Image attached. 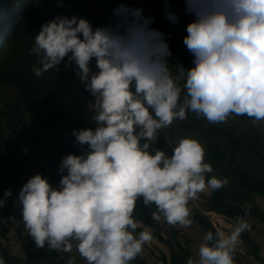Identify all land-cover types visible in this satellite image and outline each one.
Wrapping results in <instances>:
<instances>
[{
    "label": "clouds",
    "instance_id": "9594fccd",
    "mask_svg": "<svg viewBox=\"0 0 264 264\" xmlns=\"http://www.w3.org/2000/svg\"><path fill=\"white\" fill-rule=\"evenodd\" d=\"M161 7L166 21L179 23L168 0ZM183 13L191 17L182 43L192 60L188 67L176 63L175 72L168 66L167 34L140 6L117 3L112 19L95 26L75 14L40 24L30 49L38 57L33 74L73 64L91 96L95 126L70 130L86 147L60 158L55 186L37 172L16 194L36 247H75L86 264H129L151 239L149 231L135 232L137 198L155 205L153 220L162 215L168 224L187 226L188 200L226 183L215 175L205 179L212 167L195 138L177 137L170 154L153 145L157 130L186 112L210 123L230 113L264 121V0H184ZM10 195L4 189L0 206ZM248 228L237 216L227 231H205L196 258L185 264H233V248ZM66 264H73L71 256Z\"/></svg>",
    "mask_w": 264,
    "mask_h": 264
},
{
    "label": "trees",
    "instance_id": "16d2710c",
    "mask_svg": "<svg viewBox=\"0 0 264 264\" xmlns=\"http://www.w3.org/2000/svg\"><path fill=\"white\" fill-rule=\"evenodd\" d=\"M121 2L142 7L144 14L154 17L153 26L167 34L166 39L171 51V56L168 57L170 70L175 72L176 63L185 67L191 64V54L182 43L184 25L191 19L183 13L184 0H168L170 10L180 17L176 25L170 24L162 17L163 0H0V196L6 188L11 191L13 184L20 188L22 184L19 181L25 182L30 175L37 172L46 176L53 186L61 174L57 171L60 158L69 152L79 153L86 147L75 142L70 130L94 127L70 109L60 105L53 96L60 88L78 83L73 64L65 66L61 62L56 70L49 69L40 76L33 74L31 69L37 63L38 57L31 53L30 49L40 24L57 14L83 16L93 26L104 24L112 19L111 9ZM16 6L19 10L10 18H6L8 9ZM78 86L91 104L89 92L82 85ZM3 87L14 89V96L5 100L1 95ZM186 116L195 122L207 123L194 112H186ZM235 116L248 125L254 123L253 118L249 116ZM217 130L228 146L220 140L202 146L204 161L212 167V172L206 173L205 179L211 175L221 178L215 168L220 162L227 161L234 171L236 189L231 190L223 184L210 191L209 195H205L204 207L209 212L224 215L232 220L237 216L244 219L251 216L264 225V175L258 177L241 169L235 159L239 148L260 156L256 148L258 136H238L226 125L218 127ZM154 146L170 154L172 145L164 128L157 130ZM26 148L42 161L27 153ZM13 198L11 192V195L5 198L4 205L0 206V258H3L4 264H66L67 258L71 256L70 252L62 253L51 249L47 243L43 247H36L31 236L22 234L25 227L23 221H20L22 218L14 206ZM155 210L154 204L145 206L140 198H137L132 213L134 220L138 222L135 232L145 230V227L154 228V237L169 247V255L161 252L157 257L158 261L151 263L138 253L129 264H185L188 257L194 258L190 239L186 237L181 243L178 230L173 224H169L171 235H162L161 222L151 218V212ZM14 214L16 220L20 221L17 226ZM189 218L203 233L209 230L214 232L216 229L209 216L198 210H189ZM11 227H15L19 238L25 240L24 257L11 254L8 245L2 240L7 237ZM241 238L248 243L249 252L264 262L260 247L250 234V225L248 230L241 232ZM231 255L233 264H246L239 250L233 248Z\"/></svg>",
    "mask_w": 264,
    "mask_h": 264
},
{
    "label": "rangeland",
    "instance_id": "374dc122",
    "mask_svg": "<svg viewBox=\"0 0 264 264\" xmlns=\"http://www.w3.org/2000/svg\"><path fill=\"white\" fill-rule=\"evenodd\" d=\"M18 10H19L18 6L13 7L12 9H8L7 12H9V14L8 16L5 17L10 18ZM78 85H82V84L78 81V83H73L69 87H62L59 90H57L56 93H53V96L60 105L73 111L81 119L85 120L86 123L95 126V122L91 119L90 103L86 100ZM14 94H15L14 89L3 87V91L1 95L5 98V100L13 97ZM181 95H183V91ZM0 106H2L1 101H0ZM201 117L204 119L203 116ZM206 122L207 123L195 122L194 120L185 116V118L182 120L173 119L172 123L164 129L166 132L167 139L171 143V145H173L177 137L190 136L195 138L202 146L211 144L215 140H220L222 141V143L225 144V146H228L226 140H224L219 130H217V128L222 125L231 127L238 136L245 135L247 138H250L254 135H257L259 141L256 145V148L260 156H256L244 148H239L235 154V159H236V164L241 169L246 170L252 174H255L258 177L264 175V121H254L252 125H248L247 123H243L239 119H237L235 114L230 113L223 122L210 123L207 120ZM25 151L29 153L32 157H34L36 160L40 162L42 161L39 159V157L35 156L30 151V149L26 148ZM215 170L221 176V178H226V183H224V185L227 188L231 190L236 189L235 175H234V171L232 170L231 164H229L227 161H222L218 164ZM19 182L20 184H22L23 180ZM57 183L58 182H55L53 186H55ZM18 190L19 188L13 184L11 192L14 195L13 198L15 200L14 206L17 208V211L20 213V206L18 201H16V194ZM209 193L210 191H208L207 189L199 192L195 198L188 200L187 208L189 210H198L204 214H207L209 216L211 223L216 228L221 227L223 230L227 231L226 225L231 223L233 220L224 215L217 214L214 212H209L204 207L205 195H209ZM13 216H14L13 218L16 217L15 214ZM245 220L250 225L251 236L255 239V241L258 243L260 247V254L264 256V225L259 223L256 219L252 218L251 216L246 217ZM20 221L22 222V219H20ZM20 221L16 220L15 218V226H17V223H19ZM159 221L161 222L160 225H161L162 235L165 237H169L171 235L170 225L164 220L162 215ZM174 226L178 230V239L180 240L181 243L184 242V239L186 237L190 239L189 242L190 249L194 255V258H196V249L200 243V238L203 235L201 229L198 227V225L194 223H190L187 226L174 224ZM144 229L151 233V239L146 241L142 245L139 254L147 262H151V263L158 261L157 257L160 255L161 252H163L166 256H168L170 249L167 245H165L164 243L159 241L156 237H154L152 232L154 228L145 227ZM22 234L23 235L27 234V229H24L22 231ZM2 240L8 245L9 252L11 254L19 257L25 256L24 255L25 240L19 238L15 227H11L7 234V237ZM174 247L176 246L174 245ZM234 248L239 250L243 254L244 262L246 264H264L263 261L256 259L255 256L249 252L250 247L248 243H246L241 238V234ZM70 255L73 258V264H86V261L81 256H79L75 247H73L72 251L70 252Z\"/></svg>",
    "mask_w": 264,
    "mask_h": 264
}]
</instances>
